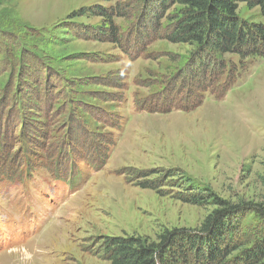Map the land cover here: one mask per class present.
<instances>
[{"label": "rangeland", "instance_id": "rangeland-1", "mask_svg": "<svg viewBox=\"0 0 264 264\" xmlns=\"http://www.w3.org/2000/svg\"><path fill=\"white\" fill-rule=\"evenodd\" d=\"M135 1L0 0V264H111L92 252L102 237L198 227L212 207L177 199L170 180L141 185L173 168L222 198L262 200L264 59L224 55L220 80L192 97L194 82L180 73L194 48L145 39L151 20ZM117 3L132 4L115 19L122 44L88 32L99 17L69 18ZM239 14L264 24L258 8L242 3ZM197 99L191 111L137 105ZM105 156L101 169L91 164ZM69 164L72 183L55 177Z\"/></svg>", "mask_w": 264, "mask_h": 264}, {"label": "trees", "instance_id": "trees-1", "mask_svg": "<svg viewBox=\"0 0 264 264\" xmlns=\"http://www.w3.org/2000/svg\"><path fill=\"white\" fill-rule=\"evenodd\" d=\"M135 3L147 10L141 18L151 20V25L146 28L148 33L143 35L141 31L145 39L162 35L172 43L194 48L185 70L180 73L190 77L188 84L194 82L190 91L192 97L198 94L197 89L206 90L204 83L207 80H220L228 69L224 55L264 59V24L243 19L239 14V5L243 3L248 9L258 8L264 16V0H136ZM131 7L132 4L127 7L121 3L109 7L101 4L83 6L70 13L69 18L99 17L102 23L89 27L88 32L94 38L122 44L123 33L115 19L128 18ZM164 19L166 25L162 23ZM235 72L232 69L230 74ZM177 82L178 79L167 83L166 90H174ZM209 91L216 94L215 88ZM175 102L169 106L168 102V105H154L140 100L137 105L152 112H169L174 106L191 111L203 101ZM106 160L107 156L101 163L94 161L91 164L101 169ZM68 169L70 173L65 172L66 178L59 174L55 177L72 183L77 167L69 164ZM156 173L157 170H151L142 176L148 178ZM178 173L179 169H169L155 181L141 185L159 190L170 180L171 185L180 188L177 199L195 206L212 207L198 227L165 228L154 240L141 235L105 236L93 245L92 252L111 264H264V196L258 202L232 201L222 198L210 187H200L183 175L177 176ZM250 218L254 225L247 222Z\"/></svg>", "mask_w": 264, "mask_h": 264}]
</instances>
